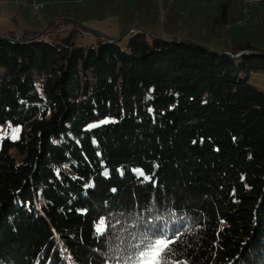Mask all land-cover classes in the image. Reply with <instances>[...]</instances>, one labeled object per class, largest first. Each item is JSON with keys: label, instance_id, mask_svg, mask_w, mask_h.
I'll use <instances>...</instances> for the list:
<instances>
[{"label": "trees", "instance_id": "obj_1", "mask_svg": "<svg viewBox=\"0 0 264 264\" xmlns=\"http://www.w3.org/2000/svg\"><path fill=\"white\" fill-rule=\"evenodd\" d=\"M38 35L0 36V264H264V50Z\"/></svg>", "mask_w": 264, "mask_h": 264}, {"label": "rangeland", "instance_id": "obj_2", "mask_svg": "<svg viewBox=\"0 0 264 264\" xmlns=\"http://www.w3.org/2000/svg\"><path fill=\"white\" fill-rule=\"evenodd\" d=\"M90 1L93 0L82 3L55 0L54 5L69 14L71 20L107 37L119 38L126 32L137 31L164 39L176 37L229 53L248 40L254 49L264 50V3L251 7L244 15L239 0H97L98 6L105 5L101 10L94 8ZM221 4L226 5L229 12L227 24L215 22ZM3 5L0 0V7ZM43 24L41 17L30 18L28 10L23 8L15 26L8 24V30L18 32V36L24 32L39 34L46 28ZM81 36L79 42L88 44L97 35L86 37L81 32ZM258 82V88H264V82ZM5 134L6 125H2L0 141Z\"/></svg>", "mask_w": 264, "mask_h": 264}, {"label": "crops", "instance_id": "obj_3", "mask_svg": "<svg viewBox=\"0 0 264 264\" xmlns=\"http://www.w3.org/2000/svg\"><path fill=\"white\" fill-rule=\"evenodd\" d=\"M2 1H3L4 5L0 7V36H3L5 34L9 33L8 24L15 26L19 16L21 15L23 8H25V10L26 9L28 10V14L31 18V7H30L31 0H17V2H14V0H9V1L8 0H2ZM54 1L55 0H45V8L43 11V15L41 17L44 21V24H43L44 26H47L51 21L54 22L57 17L63 16V18H65L66 20H69V22H74L80 28V30L81 29H87L84 26H81V23H77L76 21L71 20V16L69 14L64 13L63 10L57 9L54 5V4H56ZM74 1L75 2L80 1V3H82V2H86L88 0H74ZM90 3H93L94 6H96L94 8H96L98 10H101L102 7H105V5L98 6L97 0L90 1ZM91 6H93V5L91 4ZM255 7H257V6H255ZM255 7H253V8H255ZM248 11H247V13H248ZM117 12H118L117 10H116V12L114 10V13H117ZM11 33H13L14 36L16 35V37H20V36H18L19 33L16 31L11 32Z\"/></svg>", "mask_w": 264, "mask_h": 264}, {"label": "snow or ice", "instance_id": "obj_4", "mask_svg": "<svg viewBox=\"0 0 264 264\" xmlns=\"http://www.w3.org/2000/svg\"><path fill=\"white\" fill-rule=\"evenodd\" d=\"M104 231V221L101 220L97 227V232ZM175 241L166 239H156L154 242L145 244L144 248L139 251L137 264H169L166 254L171 251V244Z\"/></svg>", "mask_w": 264, "mask_h": 264}, {"label": "built area", "instance_id": "obj_5", "mask_svg": "<svg viewBox=\"0 0 264 264\" xmlns=\"http://www.w3.org/2000/svg\"><path fill=\"white\" fill-rule=\"evenodd\" d=\"M239 1L242 7V13L244 15L247 14V11L249 10V8L255 7V6H258L264 3V0H239ZM14 2H17V0H14ZM30 7H31V17L33 19L40 18L42 17V12L44 11V8H45V0H31ZM240 24H243V23H240ZM80 31L82 32L83 36H86V37L91 36V33L86 29H81Z\"/></svg>", "mask_w": 264, "mask_h": 264}, {"label": "water", "instance_id": "obj_6", "mask_svg": "<svg viewBox=\"0 0 264 264\" xmlns=\"http://www.w3.org/2000/svg\"><path fill=\"white\" fill-rule=\"evenodd\" d=\"M53 21H51L47 26H46V28L41 32V33H43L48 27H49V25L52 23ZM86 30H88L91 34H95V35H97V36H99V37H102V38H107V39H111L110 37H107V36H105V35H102V34H99V33H96L95 31H93V30H90V29H86ZM130 32V31H129ZM129 32H126L123 36H121V37H119V38H124V37H126V36H128L129 35ZM40 33V34H41ZM143 34H144V32H142ZM40 34L38 35V36H40ZM149 36H152V35H150L149 34ZM177 41H179V40H177ZM225 54H229V55H231L229 52H224ZM241 54H256V53H253V52H251V51H241V52H239L238 54H235L234 56L235 57H237V56H239V55H241Z\"/></svg>", "mask_w": 264, "mask_h": 264}, {"label": "bare ground", "instance_id": "obj_7", "mask_svg": "<svg viewBox=\"0 0 264 264\" xmlns=\"http://www.w3.org/2000/svg\"><path fill=\"white\" fill-rule=\"evenodd\" d=\"M249 9H250V8H249ZM241 10H242V9H241ZM141 33H142V32H141ZM39 34H40V33H39ZM41 34H42V33H41ZM129 34H130V32H129ZM110 38H112V37H110ZM238 53H239V52H238ZM238 53H237V54H238ZM241 55H242V54H241ZM239 56H240V55H239Z\"/></svg>", "mask_w": 264, "mask_h": 264}]
</instances>
